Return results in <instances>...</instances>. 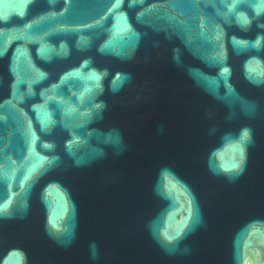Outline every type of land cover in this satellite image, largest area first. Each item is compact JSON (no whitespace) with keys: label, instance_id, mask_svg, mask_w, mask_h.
<instances>
[{"label":"water","instance_id":"1","mask_svg":"<svg viewBox=\"0 0 264 264\" xmlns=\"http://www.w3.org/2000/svg\"><path fill=\"white\" fill-rule=\"evenodd\" d=\"M0 264H264V0H0Z\"/></svg>","mask_w":264,"mask_h":264}]
</instances>
